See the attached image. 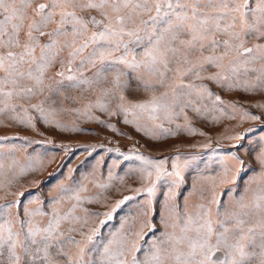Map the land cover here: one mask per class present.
Segmentation results:
<instances>
[{
  "label": "rangeland",
  "instance_id": "obj_1",
  "mask_svg": "<svg viewBox=\"0 0 264 264\" xmlns=\"http://www.w3.org/2000/svg\"><path fill=\"white\" fill-rule=\"evenodd\" d=\"M86 2L77 0V6L67 10L83 17L87 30L73 36L68 26L66 34L51 37L58 43L49 56L57 51L59 54L45 69L41 82L22 78L11 98L0 96V224L19 232L23 240L28 221L43 229L54 216L66 217L54 233L59 242L53 239L49 259L43 264H75L82 248L84 260L90 258L87 248L92 245L87 243L88 236H93V243L101 247L113 233L121 229V235L135 233L146 222L142 238L127 237L128 247L121 259L133 264V256L143 261L153 243L164 240L166 232L179 234L188 216L196 218L210 210L208 216L215 225L221 218L218 212L238 210L237 201L243 199L252 206L264 186V61L246 65L255 68L254 72L245 73L240 64L236 65L240 69L237 73L225 71L204 61L207 56L221 54L224 48L213 50L205 40L202 51L198 45L188 49L180 43L190 39L184 34L171 44L177 51L167 53L170 70L164 76L160 75L162 65H156L160 71L147 67L146 44L130 45L125 56L129 63L135 57L139 67L119 60L124 55L123 42L130 39L127 36L122 41L111 38L120 43L119 48L113 43L101 49L110 53L104 64L96 57L94 64L86 59L95 47L91 42L78 55L69 57V52L89 40L93 32L103 31L102 25L115 26L114 19L106 18L100 10L79 6ZM48 3L49 0H31L20 33L22 43L28 24L40 18L35 9ZM52 10L58 14L39 31L51 33L57 27L61 9ZM107 11L109 17L115 16L111 9ZM154 14L153 9L143 18ZM93 17L102 23L93 24ZM216 38L229 37L217 34ZM49 39L48 35L39 37L37 57ZM255 45H264V39L249 36L245 47ZM8 50L20 53L22 48L0 49ZM27 69L25 63L23 70ZM188 69L192 71L180 75ZM217 73L228 79H209ZM69 76L74 79L69 80ZM161 80L163 84L158 83ZM180 82L193 88L181 89L172 103V86ZM2 87L9 90L13 85ZM20 88H32V92L19 93ZM165 92L169 104L165 109L153 112L151 108L133 107ZM32 105L41 107L46 119ZM29 118L31 123L27 122ZM160 162L162 171L171 175L157 180L156 166ZM153 182L155 191L149 195L143 189ZM77 195L79 201L75 199ZM120 201L124 203L117 207ZM105 213H110L111 218ZM68 237L79 243L69 242ZM133 241L139 251L132 249ZM36 247L33 245V250ZM178 247L186 251L185 245ZM61 250L67 255L60 254ZM254 250L257 256L250 264H260L261 250ZM17 253L24 264L28 257L20 247ZM91 258L99 259V253H91ZM165 260L166 264H174L167 253ZM2 264H11L6 249Z\"/></svg>",
  "mask_w": 264,
  "mask_h": 264
},
{
  "label": "snow or ice",
  "instance_id": "obj_2",
  "mask_svg": "<svg viewBox=\"0 0 264 264\" xmlns=\"http://www.w3.org/2000/svg\"><path fill=\"white\" fill-rule=\"evenodd\" d=\"M253 3L255 7L252 6ZM30 5L31 0H0V49L22 48L20 53L11 50L0 51V73H3L0 76V96L6 98L13 96L16 90L15 86L22 78L27 77L37 83L41 82L45 69L51 60L59 54L57 51L53 52L51 57L49 56V52L58 43L56 39H51L52 36L59 37L66 34L68 26L71 27L73 36L87 30V22L83 17H80L74 10H67L68 7L74 9L77 6V0H49L48 4H40L35 9L40 18L39 20H32L28 24V30L25 33L26 39L22 43L20 33L24 27L26 10ZM79 6L82 9L100 10L106 18L114 19L115 26L112 23L102 25L103 31L93 32L89 40L84 41L80 47L73 48L69 52V57L78 55L91 42L95 47L86 59L94 64L93 57H96L104 64L110 53L101 49L105 45L113 43L119 48L120 43L111 38L119 37L122 41V38L127 36L130 39L123 42L124 55L119 60L129 63L125 59L130 50L129 46L146 44L144 55L148 58L147 67L154 71H160L156 65H162L164 71H160V75L164 76L170 70L168 69L167 53L177 51L171 47V44L184 34L188 35L190 39L180 40V43L188 49H195L198 45L199 50L202 51L206 46L205 40H208L207 46L213 50L220 47L224 48V52L221 54L207 56L204 61L225 71L237 73L240 69L236 65L240 64L245 73L254 72L256 71L255 68L249 69L246 65L255 63L257 60L264 61V45L245 47L249 36L256 35L258 38L264 39V0H87L86 3ZM57 8L61 9L57 27L51 33L39 31L54 20L58 13L52 9ZM107 9H111L115 16L109 17ZM153 9L155 14L148 15L147 19H144L143 14L151 13ZM207 9H212V11H207ZM226 19L227 23L224 22ZM91 22L93 24L102 23L94 17ZM130 25L131 27H129ZM37 32L39 35L35 34ZM217 34L227 35L229 38L219 40L216 38ZM45 35L50 37L49 42L41 47V54L37 57L35 49L38 46L39 37ZM72 43L74 44L75 41L73 40ZM226 58H228L227 64L224 63ZM83 62L82 59L81 64ZM134 62L135 57L129 66L139 67ZM25 63L28 64L27 71L23 70ZM68 64L69 71H71V59H69ZM200 67H203V64ZM177 71L179 72V69ZM191 71L192 69H188L180 75L185 76ZM261 71L264 72V64L261 65ZM198 75L199 73H197ZM68 79L72 80L74 77L69 76ZM209 79L221 81L228 79V76L217 73ZM158 83L163 84V80L158 81ZM6 84L13 85V88L5 90L2 85ZM184 88L191 89L193 85H184L183 82H180L172 86V103L176 102L177 94ZM25 92H32V88L19 89V93ZM167 97V92L161 93L160 96H154L150 101L133 105V107L151 108L155 112L158 109L169 107ZM216 99L219 101L220 97L217 96ZM188 103L191 105L192 102L189 101ZM31 107L35 108L41 117H44V111L41 107L38 105ZM101 107L103 106L101 105ZM44 118L46 119V117ZM252 119H257V117H252ZM27 122L31 123V118ZM162 163L160 162L156 166L157 180L164 175H171L162 171ZM148 176H151V172L148 173ZM155 187L153 182L143 191L151 195L154 193ZM75 199L79 201L80 196L77 195ZM128 199L131 197H125V200ZM123 203L124 201L118 202L117 207ZM237 204L238 210L227 213L218 212V217L221 218L215 221V225L208 216L210 210H206L203 215L198 214L196 218L188 216L185 223L180 227L179 234L166 232L164 240L154 242L143 261H138L133 256V264H166L165 253L173 257L174 264H250L252 259L257 256L254 250L256 248L261 250L259 253L260 264H264V186L259 189V194L255 197L251 207L245 204L243 199L237 201ZM105 215L109 219L111 218L110 213H105ZM64 218L66 217L54 216L48 227L43 229L33 226L32 222L28 221L29 227L23 240L19 238V232L14 233L11 228H5L4 224H0V264H2L5 249L11 264H21L22 257L17 253V247H20L23 254L28 257L24 264H36L37 260L43 264L49 259L48 249L52 247L53 239H56L57 243L59 242V238L55 237L54 233L58 232L60 220ZM104 223L101 221L102 225ZM145 224L146 222H142L141 230L135 233L129 231L121 235L123 229L119 233H113L111 238L101 247H97L93 243V236H88L87 243L92 245V247L87 248L90 258L87 261L84 260L85 249L82 248L80 249V257L75 264H127L125 260L121 259L124 250L128 247L127 237L134 235L137 238H142L146 234L142 232ZM60 235L63 236V233ZM38 236L39 239H37ZM257 237L260 240L259 244H257ZM68 240L79 243L74 241L72 237H68ZM181 244L185 245L186 251L178 247ZM33 245L37 246L35 250L32 248ZM249 248L253 250L249 251ZM132 249L139 251V247L134 241L132 242ZM41 252L43 256L39 255ZM93 252L99 253V259L91 258ZM60 254L67 255L62 250Z\"/></svg>",
  "mask_w": 264,
  "mask_h": 264
}]
</instances>
